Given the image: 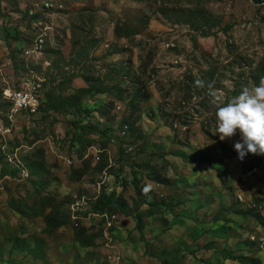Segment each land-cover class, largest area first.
I'll return each mask as SVG.
<instances>
[{
    "label": "rangeland",
    "instance_id": "obj_1",
    "mask_svg": "<svg viewBox=\"0 0 264 264\" xmlns=\"http://www.w3.org/2000/svg\"><path fill=\"white\" fill-rule=\"evenodd\" d=\"M262 76L264 0H0V264H264V155L215 119Z\"/></svg>",
    "mask_w": 264,
    "mask_h": 264
},
{
    "label": "clouds",
    "instance_id": "obj_2",
    "mask_svg": "<svg viewBox=\"0 0 264 264\" xmlns=\"http://www.w3.org/2000/svg\"><path fill=\"white\" fill-rule=\"evenodd\" d=\"M196 85L204 87V81L197 80ZM207 87L211 90L212 83ZM215 97V92H211ZM216 133L220 140L240 134V141L234 144L238 158L242 161L248 153L264 155V76L258 85L243 87L238 95L231 97L216 107ZM152 185L146 184L142 191L147 195Z\"/></svg>",
    "mask_w": 264,
    "mask_h": 264
},
{
    "label": "built area",
    "instance_id": "obj_3",
    "mask_svg": "<svg viewBox=\"0 0 264 264\" xmlns=\"http://www.w3.org/2000/svg\"><path fill=\"white\" fill-rule=\"evenodd\" d=\"M45 6L49 8L51 4L45 3ZM44 46V37L42 34L38 35L24 50L25 54H31L33 52H40ZM25 87L16 90L3 91L4 97L11 102L12 110L14 112L25 113L27 115L35 114L40 106L41 98V83L36 80L25 81ZM79 205V203H78ZM112 217H115L113 215ZM252 239L256 241V237L253 236ZM260 240L263 241L264 238Z\"/></svg>",
    "mask_w": 264,
    "mask_h": 264
},
{
    "label": "trees",
    "instance_id": "obj_4",
    "mask_svg": "<svg viewBox=\"0 0 264 264\" xmlns=\"http://www.w3.org/2000/svg\"><path fill=\"white\" fill-rule=\"evenodd\" d=\"M7 35H11L12 34L10 32H6ZM93 88L91 86L87 87V91L92 92ZM80 106L83 107V104L81 103ZM90 111H87V115L89 116ZM84 119H80V124L81 122H83ZM88 124V123H87ZM1 172H7L6 169H0ZM145 185L142 184L141 186H136V193L137 196L141 199V204L142 205H148L151 206L152 203L150 202V200L147 198V195L149 193L152 192V190L145 195L144 192L142 191L143 187ZM125 204V200L122 198V195L119 194V192L114 189L112 191H110L109 193H105L103 192L99 198H97L94 206H93V210L94 211H121L123 208V205ZM142 226V218L140 216H138V228H141ZM142 237V241H144V243H146V245H150V243L145 239L144 235H141ZM223 253V252H222ZM237 261H239V264H262L261 260H258L256 258L250 257V256H243V257H239L236 259Z\"/></svg>",
    "mask_w": 264,
    "mask_h": 264
}]
</instances>
